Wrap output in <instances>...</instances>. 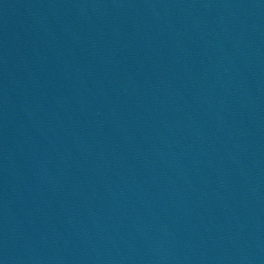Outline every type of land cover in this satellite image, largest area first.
<instances>
[{"label":"water","instance_id":"water-1","mask_svg":"<svg viewBox=\"0 0 264 264\" xmlns=\"http://www.w3.org/2000/svg\"><path fill=\"white\" fill-rule=\"evenodd\" d=\"M0 264H264V0H0Z\"/></svg>","mask_w":264,"mask_h":264}]
</instances>
